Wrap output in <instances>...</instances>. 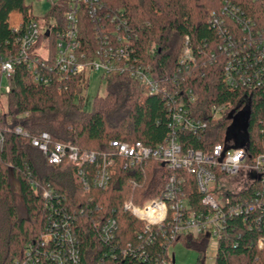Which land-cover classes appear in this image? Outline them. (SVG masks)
Instances as JSON below:
<instances>
[{
    "label": "trees",
    "instance_id": "trees-1",
    "mask_svg": "<svg viewBox=\"0 0 264 264\" xmlns=\"http://www.w3.org/2000/svg\"><path fill=\"white\" fill-rule=\"evenodd\" d=\"M31 0H0V53L16 54L19 34L10 29L11 14L17 12L23 24L37 18L32 13ZM51 9L46 15V25L57 29L62 23L67 0H49ZM110 10H121L136 36L134 54L156 78L177 83L178 96L192 90L195 102L189 106L191 113L207 123L206 132L198 138L180 132L184 152L193 150L205 154L217 144L245 146L248 162L264 154V87L250 95V120L241 135L232 134L233 117H241V104L245 92L230 89L224 81V63L217 54L221 38L209 24L213 12H219L225 3L240 8L255 26L264 25V0H103ZM84 24L94 28V22L84 19ZM54 27V28H53ZM235 38L242 39L239 29H233ZM186 38L195 63L178 72ZM87 42L96 45L93 32ZM152 44L155 55L149 54ZM216 62V63H215ZM106 90L103 96L89 98V74L74 77L66 86L37 85L27 67L16 65L7 105L0 117L4 142L0 150V264H15L28 259L29 245L37 248V264H57L52 258L43 257L45 250L57 249L56 243L42 248L41 240L55 228L52 221L67 220L77 238L79 262L77 264H160L170 261L168 248L182 243L187 249L199 252L197 264H204L203 256L209 239L180 236L165 241L154 231L150 242L143 232V224L124 203L132 199L142 205L157 197L172 174L186 179V195L195 211L203 210L195 178L184 170L168 171L161 163L147 161L132 169H124L118 159L110 185L105 190H85L79 181L78 169L64 163L52 166L46 156L32 146L31 140L43 132L50 134L53 142L77 147L82 152L100 153L112 140L141 142L148 147L162 144L170 132V113L166 102L159 95H151L137 81L117 74L103 76ZM213 106H226L227 113L215 116ZM21 127L29 134L15 133ZM96 166V165H95ZM95 166H87L92 169ZM91 169V168H90ZM49 186L59 195L53 209L42 197L43 187ZM261 183L237 198L218 194L228 203L246 202L256 197ZM18 188V191L15 189ZM19 201V202H18ZM18 202V203H17ZM20 203V205H19ZM116 218L117 230L109 241L101 235L107 219ZM216 243L215 264H264V248L257 242L264 237V211L234 215L226 222L225 229ZM126 252V253H125Z\"/></svg>",
    "mask_w": 264,
    "mask_h": 264
},
{
    "label": "built area",
    "instance_id": "built-area-1",
    "mask_svg": "<svg viewBox=\"0 0 264 264\" xmlns=\"http://www.w3.org/2000/svg\"><path fill=\"white\" fill-rule=\"evenodd\" d=\"M64 20L52 26H40L37 19L23 24L21 16L18 20L10 17V29L19 34L17 37L18 51L16 54L0 53V117L2 114V97L11 92L12 80L16 65L22 64L30 71L37 85L66 86L74 77L101 72L103 76L117 74L127 76L145 87L153 95H159L166 102L170 113V132L164 142L157 147H148L141 142H122L112 140L109 146L99 154L82 152L77 147L52 141L47 132L31 140L32 146L41 151L52 166L64 163L74 165L78 169V177L85 190H105L112 180L116 159L124 169H132L147 161L164 164L168 171L175 173L184 170L195 178L201 198L203 210L195 211L189 204L186 195V179L172 174L162 192L142 205L134 204L132 199L124 203V210L130 212L143 224V232L151 242L154 231L165 241H174L180 236H206L217 243L222 235L226 222L234 215L252 212L256 209L264 211V154L248 162L245 146H236L233 142L226 146L217 144L212 152L189 150L184 152L180 143L179 133L187 132L198 138L206 132L207 123L195 117L189 108L195 102L192 90L179 95L175 92V79L168 81L156 78L151 70L143 66L134 54L136 36L128 25L121 10H110L103 0H67ZM84 19L94 22V28L84 24ZM217 31L220 43L217 48L218 58L224 63V81L230 89L245 92L241 104L244 109L250 106V95L260 87H264V25L255 26L247 19L242 10L225 3L219 12H213L209 20ZM239 29L242 39L235 38L233 29ZM54 28V27H53ZM93 32L96 45L89 44L87 34ZM186 38L182 56L179 60L178 72L188 69L195 63ZM156 45L152 44L149 54L155 55ZM216 63V62H215ZM6 85L3 87V81ZM226 106H213L212 111L219 117L227 113ZM15 133L23 137L29 134L21 127ZM0 124V150L4 142ZM96 165V166H95ZM87 166H95L94 169ZM163 166V165H162ZM91 168V169H90ZM245 173V183L237 191L223 190L221 180L235 178ZM261 183L256 197L246 202L228 203L221 201L218 194L237 198ZM42 197L53 209V201L59 200L49 186L43 187ZM55 228H63L62 232L51 230L41 240V247L56 243L62 248L63 254L57 249L45 250L43 257L52 258L57 264H77L79 255L77 238L70 229L67 220L52 221ZM116 218L107 219L103 224L101 235L104 241L113 238L117 230ZM258 249L264 248V237L257 242ZM28 259L17 260L15 264H37L35 256H41L37 248L29 245ZM160 264H174V257ZM126 253V252H125ZM214 259V258H213Z\"/></svg>",
    "mask_w": 264,
    "mask_h": 264
},
{
    "label": "rangeland",
    "instance_id": "rangeland-1",
    "mask_svg": "<svg viewBox=\"0 0 264 264\" xmlns=\"http://www.w3.org/2000/svg\"><path fill=\"white\" fill-rule=\"evenodd\" d=\"M29 3L32 4V13L37 18L40 26H45L47 23L46 15L51 9V2L49 0H31ZM14 20H18L17 16L12 17ZM6 85V81H3V87ZM106 90V83L102 79L101 72L92 71L89 73V87L86 91V96L89 98V104L87 110H91L92 101L97 96H103ZM2 112L5 111L7 105V97L4 95L2 97ZM232 134L241 135L239 129H232ZM245 173L241 174L235 178H228L221 180V185L223 190L228 191H237L239 188H242V185L245 183ZM18 191V188H15ZM19 202V201H18ZM17 202V203H18ZM20 205V203H19ZM216 252V243L212 239L208 245V248L203 256L204 264H215L214 263V254ZM169 253L174 257V264H197L198 257L200 256L199 252L193 249H187L182 243H177L174 246L170 247Z\"/></svg>",
    "mask_w": 264,
    "mask_h": 264
},
{
    "label": "water",
    "instance_id": "water-1",
    "mask_svg": "<svg viewBox=\"0 0 264 264\" xmlns=\"http://www.w3.org/2000/svg\"><path fill=\"white\" fill-rule=\"evenodd\" d=\"M231 119H233V127L237 129H241L243 131H246L249 127V120H250V108L247 107L244 111V113L241 115V117H233L230 116ZM164 166V164H162ZM174 262V260H173Z\"/></svg>",
    "mask_w": 264,
    "mask_h": 264
},
{
    "label": "crops",
    "instance_id": "crops-1",
    "mask_svg": "<svg viewBox=\"0 0 264 264\" xmlns=\"http://www.w3.org/2000/svg\"><path fill=\"white\" fill-rule=\"evenodd\" d=\"M14 16H17L18 17V16H20V14L17 13V12H14V13L11 14V18L14 17Z\"/></svg>",
    "mask_w": 264,
    "mask_h": 264
}]
</instances>
